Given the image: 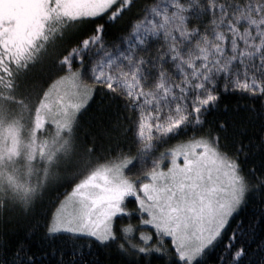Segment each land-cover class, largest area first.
Segmentation results:
<instances>
[{
  "label": "trees",
  "instance_id": "1",
  "mask_svg": "<svg viewBox=\"0 0 264 264\" xmlns=\"http://www.w3.org/2000/svg\"><path fill=\"white\" fill-rule=\"evenodd\" d=\"M50 1L48 13L55 11ZM129 3L130 0H117L104 13L92 18L71 20L62 14H53L25 51L23 44L14 47L9 40L0 41V79L4 81L0 84V101L4 107L17 109L9 112H15L22 123H14L22 130L18 137L21 146L27 137L35 112L32 109L38 105L36 97L40 91L47 92L73 71L77 74L75 77H81V69L86 67L89 70L83 75L91 81L85 102L77 110L78 115H74L68 133L64 131L50 141L53 147L59 144L60 148L51 154L47 152L39 164L34 159L31 164L35 174L29 177H0L10 188L15 185L12 196L0 195V243L9 239L15 241L30 223L42 219L44 213L52 210L57 201L61 202L88 173L101 165L125 161L130 151L134 154L150 143L145 139L139 146L132 144L129 132L132 121L138 114L144 123L152 120L156 113L149 109L158 107L159 100L164 97L171 101V106L183 109L182 88L191 90L197 82H203L209 72L217 75L231 72L230 83L236 89L231 95L222 96L220 106L208 115L213 126L221 119L229 124L228 129L220 133V148L207 141L197 142L189 135L168 145L161 143L155 163L164 169L181 145L192 148L193 144L207 142L234 165L239 159L247 176H255L253 185L264 184V175H261L264 173V146L256 152V145L260 144L256 137L264 136L258 127L262 120L256 115L260 102L254 101L250 94L253 88L264 85V79L252 72L253 57L259 63L264 56V0H166L165 3L136 0L131 8ZM153 7L160 11L167 7V21L157 18ZM111 18H116L114 23L109 22ZM29 23L31 31L38 25L33 18H29ZM162 23L163 28L160 27ZM62 58L68 62L64 70L60 68ZM25 65H28L27 71ZM100 72L102 75L97 78ZM113 83L116 87L109 91ZM241 86L249 91H240ZM93 90L96 91L95 99L84 107ZM223 105H227V112L222 111ZM22 109L26 111H20ZM46 124L51 127L41 129V134L56 130L51 123ZM241 132L245 133L243 137ZM241 138L250 146L247 153L241 152L236 157L235 146ZM165 152L168 154L164 155ZM49 155L57 156L49 161ZM46 162H50L53 170L42 177L40 167ZM252 166L257 168L255 174L248 171ZM151 167L153 164L149 160L147 166L141 168L143 177L149 176L146 172ZM26 181L29 191L24 186ZM261 206H264V190L257 193L253 188L248 206L242 212L246 224L251 223L254 212ZM123 210L134 212L136 206L128 205ZM139 223L140 220L122 219L119 227L131 232L140 226ZM41 235L42 230H39L30 242L32 252L49 253L53 264L56 257L51 256L52 249L55 248L57 254L68 252L73 244L67 237L51 244L40 239ZM218 253L219 249L212 255ZM95 255L100 257L99 264H118L114 252L100 250L95 245L91 253L85 254L89 264H96ZM68 259L66 255V264Z\"/></svg>",
  "mask_w": 264,
  "mask_h": 264
},
{
  "label": "snow or ice",
  "instance_id": "2",
  "mask_svg": "<svg viewBox=\"0 0 264 264\" xmlns=\"http://www.w3.org/2000/svg\"><path fill=\"white\" fill-rule=\"evenodd\" d=\"M136 2L130 0L129 8ZM165 3L166 0H161ZM227 7V6H225ZM223 10V9H221ZM121 12V15L123 14ZM215 11V10H213ZM153 12L157 18L168 19L167 7L163 11L153 7ZM116 18H111L109 22L114 23ZM187 20L188 18H183ZM164 27L163 23L160 25ZM103 31V28H101ZM94 34V33H93ZM83 42V41H82ZM67 53H65V56ZM252 72L259 78L264 79V56H261L259 63H256V57H253ZM34 64L35 61L33 60ZM68 62L61 59L60 68L64 70ZM28 65L24 66L27 71ZM89 70L87 67L81 69L80 75L83 76L84 71ZM239 75V70H236ZM72 75L77 74L73 71ZM231 72L227 74L220 72L218 75L214 72H209L203 82H197L191 90H185L183 102L184 108L171 106V101L167 97L160 99L158 107H151L149 111L156 113L153 119L147 123L142 122V119L137 115V119L132 121V126L129 129L131 132V142L139 146L145 139L150 143L133 154H130L124 159L126 161L124 172L126 175H134L136 170L146 167L151 160L153 167L160 151L161 143L168 145L171 141L181 137L191 136L192 139L199 141H207L213 143L218 149L221 144L222 131H226L229 127L225 120L215 121V126L208 119L211 112L216 111L220 106L222 96L231 95L236 89L231 86ZM4 81L0 79V84ZM107 83V82H105ZM115 83L109 85V91L115 88ZM240 91H249L246 87L241 86ZM254 101L260 102V110L256 115L261 118L259 124V132L264 133V85L259 88H253L250 91ZM47 96V92L40 91L36 97L37 104H43L40 97ZM96 97V91L93 90L87 104H91ZM190 97V99H189ZM142 99V98H138ZM74 107H76L74 105ZM222 111L227 112V105H223ZM33 111H38L33 106ZM82 110V109H81ZM138 112V109H134ZM78 115V113H77ZM4 117V111L0 108V118ZM71 121L67 117L64 119L60 127H70ZM39 126V122L38 125ZM235 126V125H234ZM45 128H50L48 124ZM7 136H0V153H8L16 155L18 152V129L15 124H10L6 130ZM241 137L245 135L241 132ZM10 137L11 145L6 146L3 140ZM260 144L256 145V152L264 146V136L256 137ZM249 143H246L242 138L235 146L236 157H239L241 152L247 153ZM34 146L29 145L27 158L32 160V152ZM226 151V150H225ZM168 153L165 152L164 155ZM49 161L54 157L49 155ZM167 167V164L164 165ZM236 183L232 186L227 200L226 207L219 204L221 212H227V219L223 226L215 230L216 209H213V214L210 215L203 223L192 224L180 228L162 227L157 229L155 226L141 224L138 228L131 232L123 230L119 227L122 219L142 220L146 219L150 212L140 208L139 201L143 197L146 200H152V193L141 191V185L148 177H143L133 181L134 188L129 194L124 197L121 208H127L128 205H135L136 211L119 212L114 218L111 230L107 234H102L96 231L87 229V209L90 205L84 202H72L64 207L62 202L57 201L52 205V210L44 213L42 219L35 220L30 223V226L21 233L15 241L9 239L6 243H0V264H53L49 260V253L41 252L34 254L32 252L31 241L37 236V232L42 230L40 239L46 240L51 244H55L61 238L67 237L73 244L68 252L60 251L58 254L53 248L51 256L56 257L55 264H66L65 256H68L67 264H89L85 258L86 252L91 253L93 245L100 250L114 252L118 258V264H264V206L259 207L251 218V223L246 224L242 216L243 210L248 206L249 197L252 194L253 188L257 193L264 190V184H252L255 176L249 178L244 169L240 166L239 159L235 162ZM249 172L255 174L257 168L252 166L248 169ZM264 175V173H261ZM207 184L204 185V188ZM189 189L184 191L169 192L168 195L176 202L177 209L181 199L193 200L202 206L203 202L197 200V196H206V192L197 193ZM27 198V193L25 194ZM155 203V201H153ZM62 205L57 207V205ZM173 207L172 203H164L161 201L156 204L157 210L164 215ZM66 214L71 217L78 216L80 226L78 228H70L61 223V215ZM147 231L148 235H144ZM80 242V243H76ZM13 245H18L13 247ZM27 245V247H25ZM219 253L215 256L212 254ZM11 252V255H9ZM79 258V260L77 259ZM93 261L99 264L100 257L93 256Z\"/></svg>",
  "mask_w": 264,
  "mask_h": 264
},
{
  "label": "rangeland",
  "instance_id": "3",
  "mask_svg": "<svg viewBox=\"0 0 264 264\" xmlns=\"http://www.w3.org/2000/svg\"><path fill=\"white\" fill-rule=\"evenodd\" d=\"M116 1L52 0L55 11L50 10V13H48L50 0H0V41L9 40L14 47L23 44L22 49L25 51L43 31L42 28L46 20L53 14L58 15L57 13H59L71 20L92 18L104 13ZM29 18H33L38 24L33 26L32 31ZM37 26L38 31L36 30ZM71 75L54 83L47 91V96H43L41 99L43 104H38L36 107L38 111H35L32 115V122L28 127L25 142L22 146L18 143L17 154L10 156L6 152L0 153V177L7 176L11 179L15 178L14 176L20 178L26 175L29 177L31 174H35L31 164L34 159L39 164L40 158L47 152L51 154L57 148H60L59 144L53 147L50 141L60 137L64 131L68 133L67 130L70 129L71 125L63 128L60 125L66 118V114L72 123L77 110L85 102L88 83H91L85 75L81 77ZM101 75V72L98 73L97 78ZM104 77L102 79H105ZM0 108L4 111V117L0 118V136H7L6 130L10 124L20 125L22 123L18 116L15 117V112H9L17 111V109L4 107L1 101ZM20 111L26 110L22 109ZM5 120L12 122L7 123ZM38 122L39 126H37ZM46 123L54 125L56 130L45 131L41 134V129L44 128ZM16 128L19 137L22 130L17 126ZM3 143L10 146L12 143L11 138L4 139ZM29 145L34 146L32 160L27 158ZM174 152L167 168L161 169L162 166L155 163V167L149 168L150 170L146 172L149 179L142 183L141 191H150L153 199L146 200L143 197L140 199V208L150 212V215L146 219L140 220L139 224H151L157 229L169 227L183 230L192 224L203 223L213 214V209H216L215 230H218L227 219V212L219 210L217 198L219 197V204L226 207L227 200L230 198L229 193L236 183V176L238 175L235 171V165L225 159L207 142L193 144L192 148L181 145ZM125 164L126 161H121L99 166L76 183L71 191L63 197L61 202L64 207L74 201L90 205L87 209L86 230L107 234L111 230L113 218L119 212L124 211L120 205L123 203L124 197L134 188L133 181L143 178L141 169L136 170L134 175H126L124 172ZM52 170L50 162H46L43 168L40 167L39 175L45 177ZM205 184H207L206 188H204ZM25 185L27 191H29L28 181ZM13 187L10 188V185L0 178V195L9 194L8 196H12L15 185ZM36 189L38 193L39 188ZM185 189L190 190L189 196H191V190H195L197 193L206 192V196H197V200L203 202L202 206L197 204L196 201L182 198L177 209L176 202L172 200L168 193L177 190L184 191ZM161 201L173 204L172 209L164 215H161L156 208V204ZM62 205L59 204L58 207ZM61 223L70 228L80 226V220L76 215L69 217L62 213ZM144 235H148V233H144Z\"/></svg>",
  "mask_w": 264,
  "mask_h": 264
}]
</instances>
